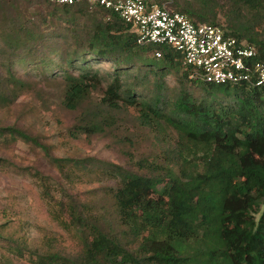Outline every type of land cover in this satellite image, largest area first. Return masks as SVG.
Wrapping results in <instances>:
<instances>
[{
    "label": "trees",
    "instance_id": "1",
    "mask_svg": "<svg viewBox=\"0 0 264 264\" xmlns=\"http://www.w3.org/2000/svg\"><path fill=\"white\" fill-rule=\"evenodd\" d=\"M17 1L0 0V172L29 181L50 227L32 245L20 210L0 203V264H264V86L204 82L175 49L139 44L110 9L45 0L48 12L24 19ZM169 9L215 25L223 12L224 32L264 62V0H173ZM25 58L40 74L20 66ZM24 99L21 115L49 114L55 146L12 119ZM18 141L55 175L16 155ZM59 146L114 160L57 156Z\"/></svg>",
    "mask_w": 264,
    "mask_h": 264
},
{
    "label": "built area",
    "instance_id": "2",
    "mask_svg": "<svg viewBox=\"0 0 264 264\" xmlns=\"http://www.w3.org/2000/svg\"><path fill=\"white\" fill-rule=\"evenodd\" d=\"M57 4L86 2L117 13L133 25L137 42L166 45L183 56V64L194 76L211 84L264 86V62L256 50L227 34L219 25L194 23L184 14L171 11L173 0H52ZM160 57L159 51L155 52Z\"/></svg>",
    "mask_w": 264,
    "mask_h": 264
},
{
    "label": "rangeland",
    "instance_id": "3",
    "mask_svg": "<svg viewBox=\"0 0 264 264\" xmlns=\"http://www.w3.org/2000/svg\"><path fill=\"white\" fill-rule=\"evenodd\" d=\"M45 0L42 1L41 6H35V7H28L29 9H25L23 7V2L21 0H18L15 4V11L20 14V16H24L27 19V17H34L36 14H45L48 12L46 6H45ZM14 12V11H13ZM14 12V13H16ZM216 23H218L220 26H222L224 29L228 28L226 23V18L223 14V12H219L217 14ZM36 51V50H34ZM149 56H152L151 52H147ZM29 58V57H28ZM25 58L20 62V66L23 67L28 73H32L34 75H38L41 72V64L38 63V61L34 59H28ZM92 60V59H91ZM80 61H77L76 64H78ZM103 67L106 68H113V65L110 63H104L101 64ZM131 82V81H129ZM175 80L173 76H171V79H168V84L170 89H173L175 87ZM132 84V83H130ZM142 88L145 85H141ZM139 88V87H138ZM151 90H154L153 88H150ZM25 101L27 99L22 100V103H19L15 112V116H12L13 120L15 118L17 121L25 126L26 128L32 130L33 133H37L40 136L44 137V141L46 143L52 144L53 146L56 145V136H57V128L52 120L49 118V114H41L40 118L29 115L28 117H25L21 115V113L27 111V108L25 106ZM20 118V119H19ZM158 142H154L157 144ZM149 146V142L142 141L139 145L140 150L142 153H148L150 151V148H147ZM13 152L22 157L28 159L32 164H34L36 167H38L41 171L45 173H49L52 175H55L54 171L51 169L50 165L48 164L46 158L44 156H35V153L31 151V149L23 142L18 141L15 145L12 146ZM70 147L68 146H59L57 150H55V154L57 156H63L69 154L74 155H95L103 159H113L112 156L107 155V153L100 152V149L90 150V149H80V148H72L70 151H67ZM154 149V148H152ZM29 181L15 176L13 174L0 172V203H4L7 201H12L18 210L22 213L23 219H26L28 221V224L26 225V228L23 230V233L26 238H28V242L32 245L36 243L39 240L40 232L39 227H46L48 226L46 221L43 217L37 216L34 208L32 207V201L30 196L27 195L26 190L24 189V185L28 184ZM30 184V183H29ZM103 186H113L114 183H101ZM101 205L105 203L104 200H99ZM50 227V226H48Z\"/></svg>",
    "mask_w": 264,
    "mask_h": 264
}]
</instances>
